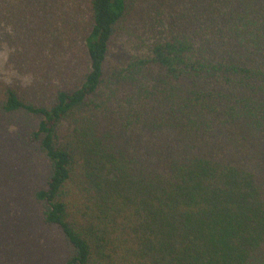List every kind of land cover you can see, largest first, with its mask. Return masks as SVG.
<instances>
[{
	"label": "trees",
	"instance_id": "obj_1",
	"mask_svg": "<svg viewBox=\"0 0 264 264\" xmlns=\"http://www.w3.org/2000/svg\"><path fill=\"white\" fill-rule=\"evenodd\" d=\"M0 264H264V0H0Z\"/></svg>",
	"mask_w": 264,
	"mask_h": 264
}]
</instances>
